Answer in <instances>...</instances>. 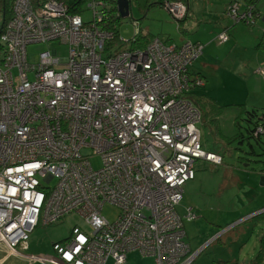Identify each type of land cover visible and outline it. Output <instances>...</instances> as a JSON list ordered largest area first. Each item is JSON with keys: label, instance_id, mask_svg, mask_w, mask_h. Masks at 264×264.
Wrapping results in <instances>:
<instances>
[{"label": "built area", "instance_id": "1", "mask_svg": "<svg viewBox=\"0 0 264 264\" xmlns=\"http://www.w3.org/2000/svg\"><path fill=\"white\" fill-rule=\"evenodd\" d=\"M183 3L163 0L162 6L180 21L187 15ZM85 9L92 10L89 20L81 17ZM255 11L232 1L224 13L255 24L261 16ZM117 12L110 0H13L0 31V242L6 257L24 264H104L111 257L123 264L127 252L137 250L155 264H190L201 251L185 241L183 219L194 220L195 213L187 207L180 215L176 207L195 177L196 160L222 163L204 148L201 113L185 97L192 78L202 84L190 75L202 45L154 36L132 47L134 36L120 40L119 33L113 43L115 28L107 22L121 18ZM216 37L223 42L228 35L222 30ZM49 41L66 45L68 54L46 50L29 62L27 45ZM253 134L264 136V126ZM91 155L100 158L98 168ZM107 203L119 210L113 221L102 215ZM72 211L90 232L75 225L52 244V253L29 252L36 226Z\"/></svg>", "mask_w": 264, "mask_h": 264}, {"label": "rangeland", "instance_id": "2", "mask_svg": "<svg viewBox=\"0 0 264 264\" xmlns=\"http://www.w3.org/2000/svg\"><path fill=\"white\" fill-rule=\"evenodd\" d=\"M129 2L128 14L120 10V13L117 12L121 15L120 40L130 39L135 29L140 28L141 33L146 32L149 39L155 36L166 40L167 43L180 44L185 31L183 28L185 24L189 25V20H195V30L199 28L201 31L198 42L202 45V52L193 62L194 69H203L202 57L206 58V50L210 53L207 57L213 60V63L207 65L209 69L202 70V75L205 76L200 77L203 86L199 87V91L211 96L215 101L217 99L213 96L224 101H219V106L226 105L220 117H213V128H210L208 123L205 127L200 126L201 140L206 150L222 156V164L213 167L212 162L196 160L195 177L186 182L182 200L176 209L183 215L187 207H191L196 215V219L191 221L183 219L186 239L192 242L191 249L196 250L198 247L196 237L199 234L204 245L194 263H201L205 256H208L210 258L205 261L209 264L215 258L247 264L260 250L258 238L264 233V218L252 219L251 215L264 209V136L262 141L257 143L255 139L247 138L244 130L248 124L247 110L251 112L250 110L254 109L257 117L264 112V74L255 71L258 67L264 69V46H259L262 31L264 32V0L257 1L261 16L256 19L255 24L247 21L248 18L234 20L231 16L228 17L224 11L229 5V0H189V5L183 3L189 18L181 22L180 29L178 21L165 6L156 3L150 6L147 0ZM83 7L85 8V3ZM209 13L218 19L213 24L209 20ZM91 15V9H85L81 13L83 20L91 19ZM193 15H199L198 19ZM224 23L228 24V28L223 29L229 36L227 43L216 40ZM212 26V29L207 30ZM52 49L57 51V56L68 54L67 46L58 41L31 43L27 45L29 62L37 63L40 52ZM234 122L239 123V126L235 128ZM239 131L243 133V138L235 137ZM224 136L228 138V143ZM83 152L90 154L89 150ZM90 161L93 167L100 166L98 156L91 155ZM101 212L105 218L113 221L119 210L107 203ZM75 225L90 232L84 217L76 211L68 213L55 224L45 227L39 225L31 232L30 240L37 241V250L41 253L31 252L40 255L51 253L52 243L66 239ZM213 226L215 230L225 233L218 243H212ZM260 257L258 264H264V254ZM21 263L18 258L10 257L4 264Z\"/></svg>", "mask_w": 264, "mask_h": 264}, {"label": "trees", "instance_id": "3", "mask_svg": "<svg viewBox=\"0 0 264 264\" xmlns=\"http://www.w3.org/2000/svg\"><path fill=\"white\" fill-rule=\"evenodd\" d=\"M110 1L114 3L115 0H110ZM180 1H183L185 4L188 3V0H180ZM232 1H238L241 5L247 4V5L253 7V11H255V10L259 11L257 8V1L258 0H230L229 4ZM162 2H163V0H147V3H150V6H154L155 3L162 6ZM12 4H13V0H0V17H1L0 31L2 30V28H4L6 22L12 16ZM111 8L113 9L114 6L111 5ZM109 22H110L111 27H113V29L115 28L116 37H115V40L113 43H116V40L118 39V33H119L120 17H116V18L114 17L113 19L108 20V22H107L108 26H109V24H108ZM181 22H183V19L178 21V23H179L178 28L179 29H180ZM262 25H263L262 27H264V23ZM227 35H228V33H227ZM133 36L135 38V41L133 42V44H131L132 47H143L149 41L148 34L146 32L141 33L140 28L138 29L137 33H134ZM216 39H217V37H216ZM227 40H228V38H227ZM227 40H225V41H227ZM218 42H219V40H218ZM259 46H264V32L261 36ZM3 54H4V49H3L2 45L0 44V56H2ZM191 74H192V72L190 73V75ZM191 76H193V75H191ZM200 86H203V85L202 84L201 85L196 84L195 79L192 78L190 80V86H189L188 90L185 92V97H188L189 99H191L193 101V103L198 107V109L201 113V119H200L199 127L200 126L205 127V124L208 123L210 125L209 127L213 128V125H215V123L213 122V117H220V115L224 111L226 105H220L219 106L217 101L212 99L210 96L201 93L199 91ZM250 111L251 112H248V110H247V116L248 117L246 118V121L248 122V124L245 125L244 130L246 131L247 138L251 137V138L255 139L257 143H260L262 141L261 138L263 137V135L254 136L253 132L255 131V129L258 125L264 126V112L261 114V116L257 117V113L254 109L250 110ZM255 116H256V118H254ZM216 121H217V119H216ZM234 125L236 128V126H239V123L236 124V122H234ZM239 136H240V138H243V133H241L240 131L237 134H235V137H239ZM233 137H232V139H233ZM232 139H230V141ZM228 141L229 140L227 139V143H228ZM67 214H65V215H67ZM64 216L60 217L57 221L61 220ZM262 217L264 218V211L260 212L258 214H255L252 219L262 218ZM259 246H260L259 247L260 250L257 252V255L253 259H251L248 262V264H258L259 261L261 260L260 255L262 256L264 254V233L260 237ZM44 255H46V254H44ZM217 263L218 264H233V263H229L226 260L223 262L218 261Z\"/></svg>", "mask_w": 264, "mask_h": 264}, {"label": "crops", "instance_id": "4", "mask_svg": "<svg viewBox=\"0 0 264 264\" xmlns=\"http://www.w3.org/2000/svg\"><path fill=\"white\" fill-rule=\"evenodd\" d=\"M230 1V0H229ZM188 5H189V0H188ZM188 12H189V9H188ZM224 15V14H223ZM195 18H197L198 19V17H199V15H197V16H195V15H193ZM213 16V17H212ZM215 15L214 14H211V13H209V17H210V21H211V23L213 24V22H216L218 19H215V17H214ZM188 18H189V15H188V13H187V15H186V17L183 19V20H185V19H187L188 20ZM196 21L195 20H189V25L188 26H186V24H185V28H183V30H185V31H183V34H182V37H181V39H180V43L181 42H183V41H185V40H187V39H190V40H192V41H195V42H198L200 39H199V35L201 34V31H200V29L198 28V29H196L195 30V27L193 26V24L195 23ZM225 24V23H224ZM228 26V24H225V25H223V27L220 29V30H223V29H225V28H228L227 27ZM180 28H181V24H180ZM213 28V26L212 27H208L207 28V30H209V29H212ZM261 31H262V27H261ZM193 33V34H192ZM186 34H189V35H186ZM262 34H263V31H262ZM258 37V36H257ZM217 40V39H216ZM228 40H229V37H228ZM166 41V40H165ZM225 43H227L226 41H225ZM179 44V43H178ZM215 42L213 41V47L215 48ZM210 53L206 50V58H204V57H202V64H203V69H209L208 67H207V65H210L211 63H213V60H209V58L207 57V55H209ZM203 69H194V63H193V66L190 68V72H192V75L193 76H199V77H203V76H205V75H202V70ZM209 96V95H208ZM211 97V96H210ZM214 98H216L217 99V102H219V101H221L218 97H216V96H213ZM212 98V97H211ZM221 102H224V101H221ZM227 102V101H226ZM223 105H225V104H223ZM225 110V109H224ZM234 125V124H233ZM234 127H235V125H234ZM227 137H225L224 136V140H226V143H227ZM203 146H204V148H205V144L203 143ZM214 153H216V154H218V155H220L219 153H217V152H214ZM222 157V156H221ZM216 166H219V165H216L215 163H213V167H216ZM185 213V212H184ZM256 213H259V212H256ZM256 213H251V215H255ZM58 222V221H57ZM57 222H54L53 224H55V223H57ZM51 225V224H50ZM38 226H36L34 229H36ZM43 227H45V226H43ZM185 228V227H184ZM33 229V230H34ZM32 230V231H33ZM209 231V230H208ZM186 233V232H185ZM225 233H224V231H220V230H215L214 229V226H213V234H212V240H213V242L212 243H218V241L221 239V237H222V235H224ZM200 234L196 237V239L198 240V243L196 244L198 247L196 248V250H192L191 249V247H190V245H191V243L189 242V240L188 239H186L187 238V235L185 234V241H186V243L188 244V246H189V248L192 250V251H197V250H199V249H201V251L198 253V256L200 255V253L202 252V250H203V247H204V245L202 244V242L200 241ZM210 238H209V242H210V239H211V236H209ZM260 237H261V235L259 236V238H258V242H260ZM214 238H216V239H214ZM193 240H195V238H193ZM36 242L37 241H34V240H29V252L30 253H32L31 251H34L35 253H41V252H39L38 250H37V244H36ZM54 243V242H53ZM52 243V244H53ZM211 243V244H212ZM199 244V245H198ZM6 251H7V248H6V246L4 245V244H2L1 242H0V264H4L5 263V261L7 260V259H9L10 257H6ZM136 252H138V251H136ZM136 252H134V251H129V252H127V254H126V259H125V262L123 263V264H155V262H154V258L152 257V256H144V255H142V256H140L141 254L139 253H136ZM34 254V253H33ZM49 254V253H48ZM38 255H40V254H38ZM213 255H214V253H213ZM198 256H196V258L198 257ZM212 257V256H211ZM196 258L194 259V261L192 262V263H190V264H209L207 261H205L206 259H209L208 258V256H205V260H202L201 261V263H194L195 262V260H196ZM251 259V258H250ZM250 259H249V261H250ZM19 261H21L20 259H18ZM218 261H220V262H223V261H225V259H218V258H215V259H212L211 260V262H210V264H218L217 262ZM226 261H228L229 263H233V264H236V262H234V260L232 261V260H228V259H226ZM248 261V262H249ZM22 262V261H21ZM248 262H247V264H248ZM21 264H24V262H22ZM33 264H42V263H40V262H35V263H33ZM104 264H114V262H113V259L111 258V257H107L106 258V260L104 261Z\"/></svg>", "mask_w": 264, "mask_h": 264}, {"label": "water", "instance_id": "5", "mask_svg": "<svg viewBox=\"0 0 264 264\" xmlns=\"http://www.w3.org/2000/svg\"><path fill=\"white\" fill-rule=\"evenodd\" d=\"M117 9L123 12H127V14L130 12V2L129 0H115ZM264 18V16H263Z\"/></svg>", "mask_w": 264, "mask_h": 264}, {"label": "flooded vegetation", "instance_id": "6", "mask_svg": "<svg viewBox=\"0 0 264 264\" xmlns=\"http://www.w3.org/2000/svg\"><path fill=\"white\" fill-rule=\"evenodd\" d=\"M187 40H190V39H187ZM190 41L193 42V43H198V42H195V41H192V40H190ZM201 52H202V50H201ZM201 52H200V53H201ZM198 56H199V55H198Z\"/></svg>", "mask_w": 264, "mask_h": 264}, {"label": "clouds", "instance_id": "7", "mask_svg": "<svg viewBox=\"0 0 264 264\" xmlns=\"http://www.w3.org/2000/svg\"><path fill=\"white\" fill-rule=\"evenodd\" d=\"M222 164V163H221ZM264 211V209L263 210H261V211H259V212H263Z\"/></svg>", "mask_w": 264, "mask_h": 264}, {"label": "bare ground", "instance_id": "8", "mask_svg": "<svg viewBox=\"0 0 264 264\" xmlns=\"http://www.w3.org/2000/svg\"><path fill=\"white\" fill-rule=\"evenodd\" d=\"M30 240V239H29Z\"/></svg>", "mask_w": 264, "mask_h": 264}]
</instances>
